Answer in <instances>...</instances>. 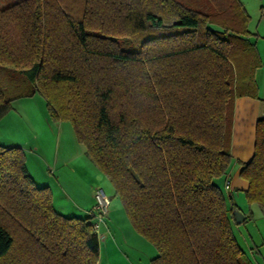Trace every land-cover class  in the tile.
<instances>
[{"label":"trees","instance_id":"trees-1","mask_svg":"<svg viewBox=\"0 0 264 264\" xmlns=\"http://www.w3.org/2000/svg\"><path fill=\"white\" fill-rule=\"evenodd\" d=\"M248 21L240 0L0 7V119L39 92L154 246L152 264H252L231 227L240 208L216 183L228 181L235 100L258 98ZM238 163L237 190L264 210V112ZM98 255L92 213L56 211L23 150L0 145V264H96Z\"/></svg>","mask_w":264,"mask_h":264},{"label":"rangeland","instance_id":"rangeland-1","mask_svg":"<svg viewBox=\"0 0 264 264\" xmlns=\"http://www.w3.org/2000/svg\"><path fill=\"white\" fill-rule=\"evenodd\" d=\"M17 1L19 0H0V7ZM240 1L249 15L247 25L250 33L249 39L255 43L261 63L254 77L258 98L249 97V100H253V104L258 102L256 103L259 104L258 113H262L264 106L260 98H264V0ZM246 97L236 99L237 109H235L232 126V138L236 147L231 149L234 156L232 155L227 170V180L230 185L228 189H225L223 177L219 178L216 183L226 197L227 194L232 193L234 198H237L241 208L244 209L245 216L250 215L249 219L240 224L232 220V231L250 262L264 264V210L256 203L249 205L245 200L244 191L237 190L243 186V181L238 175L239 167L236 166L237 158L244 150H247L246 155L249 157L255 132V120L251 118L252 116L250 117L252 113L246 115L242 110L244 106L248 104L250 106ZM60 128L64 130V137L67 133L66 128H68L69 134L73 136L75 144L79 147L66 146L64 138L59 143L58 135L62 131L59 130ZM75 138L69 121L50 119L45 99L39 92L30 97L13 100L10 113L0 119V145L16 146L23 150L28 173L37 186L49 188L52 205L56 211L65 216L84 217L83 211L86 208L84 205L88 204L92 188L101 187L110 202L108 213L98 231L103 254H105L104 238L110 233V237H115L118 245L125 249L132 259L139 254L140 264H152L150 257L154 255V246L134 230L112 183L87 157L84 146ZM65 159L70 162L63 164ZM87 162L98 170L99 178L93 176L94 171L88 168L89 163ZM78 205L83 206L84 209L81 210Z\"/></svg>","mask_w":264,"mask_h":264},{"label":"crops","instance_id":"crops-1","mask_svg":"<svg viewBox=\"0 0 264 264\" xmlns=\"http://www.w3.org/2000/svg\"><path fill=\"white\" fill-rule=\"evenodd\" d=\"M246 101H249V103H250V106H249V104L247 105V106H244V108L242 109L243 110V112H245L246 113V115L247 114H250V113H252V114H250V117L252 118V119H254L255 121H256V119L258 118V116H259V114H262V113H258V107H259V104H256V103H258V102H256L255 104H253V100H249L250 98L249 97H246ZM261 99V98H260ZM250 108V109H249ZM235 109H237V105H236V100H235V104H234V113H235ZM11 111V110H10ZM10 111L8 112V113H6L5 115H8L9 113H10ZM234 113H233V120H234ZM4 115V116H5ZM3 116V117H4ZM257 116V117H256ZM2 117V118H3ZM256 118V119H255ZM255 121H254V123H255ZM47 124H48V122H47ZM49 125V124H48ZM62 126V125H61ZM60 131L62 130V128H60L59 129ZM66 130H67V133H66V135H65V137H64V130H62L61 131V133H59V138H58V140H59V143H61L62 142V140H63V138L65 139V142H64V144L66 145V146H68V145H70V146H72V147H79V145L78 144H75V140H74V138H73V136H71L70 134H69V130H68V128H66ZM76 139V138H75ZM235 145H234V143H233V138H232V141H231V149H235ZM252 153V152H251ZM80 153H78V155H79ZM242 155H240L238 158H237V161L239 162V161H246L249 157H250V155H249V157H247L248 155H246V154H248L247 153V150H244L243 151V153H241ZM231 155H233L234 156V152L231 150ZM246 155V156H245ZM238 156V155H237ZM242 157V158H241ZM87 161V160H86ZM56 162H57V160H56ZM55 162V163H56ZM68 162H70L69 160H67V159H65L64 161H63V164H67ZM238 162H236V166L237 167H239V164H238ZM87 163H89V162H87ZM88 166V168L90 169V170H92V171H94V177H96V178H99L100 177V174H99V172H98V170H96V168H94V166H90V163H89V165H87ZM92 167V168H91ZM89 176H91V175H89ZM97 187V186H96ZM95 188V187H94ZM94 188H92V190H91V197H90V199H88V204L87 205H84L86 208L84 209V207L83 206H81V205H78L79 206V208L82 210V209H84L85 211H83V213H84V215L85 216H88V215H90L91 213H92V211H93V208H94V204H95V201H94V197H93V190H94ZM101 188V187H100ZM54 199V198H53ZM246 200V199H245ZM235 201L237 202V204H238V206H239V208L242 210V211H244V209H242L241 208V206H240V204L238 203V200H237V198H235ZM58 210V209H57ZM103 223V222H102ZM101 223V224H102ZM105 223V222H104ZM104 236H105V234H104ZM142 237V236H141ZM98 238H99V255H98V260H97V263L96 264H140L141 263V258H140V255L139 254H137L136 256H134L133 257V259H132V257L127 253V251L125 250V249H123V248H121L120 247V245H118V243H117V241H116V239H115V237H110V233H108L106 236H105V240H104V245H105V250H104V252H105V254H103V252H102V249H101V243H100V237H99V235H98ZM138 239H140V238H138ZM154 249V248H153ZM153 254L154 255H151V257H150V259H152L153 257H155L156 256V254H157V252H156V250L154 249V251H153Z\"/></svg>","mask_w":264,"mask_h":264},{"label":"built area","instance_id":"built-area-1","mask_svg":"<svg viewBox=\"0 0 264 264\" xmlns=\"http://www.w3.org/2000/svg\"><path fill=\"white\" fill-rule=\"evenodd\" d=\"M230 185L229 181L224 182L225 189H228ZM93 196L95 199L94 208L92 211L93 215V227L98 234L100 224L103 222L104 217L108 213L109 199L105 196L102 188L95 187L93 190Z\"/></svg>","mask_w":264,"mask_h":264},{"label":"water","instance_id":"water-1","mask_svg":"<svg viewBox=\"0 0 264 264\" xmlns=\"http://www.w3.org/2000/svg\"><path fill=\"white\" fill-rule=\"evenodd\" d=\"M245 218L246 216L241 209L233 210V219L237 224L243 222Z\"/></svg>","mask_w":264,"mask_h":264}]
</instances>
